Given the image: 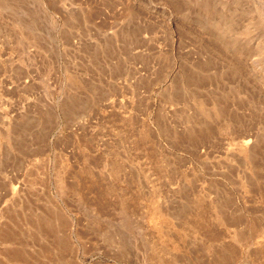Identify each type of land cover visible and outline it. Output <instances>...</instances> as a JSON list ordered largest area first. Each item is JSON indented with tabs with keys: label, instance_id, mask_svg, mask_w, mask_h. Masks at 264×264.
I'll return each instance as SVG.
<instances>
[{
	"label": "rangeland",
	"instance_id": "374dc122",
	"mask_svg": "<svg viewBox=\"0 0 264 264\" xmlns=\"http://www.w3.org/2000/svg\"><path fill=\"white\" fill-rule=\"evenodd\" d=\"M0 264H264V0H0Z\"/></svg>",
	"mask_w": 264,
	"mask_h": 264
}]
</instances>
